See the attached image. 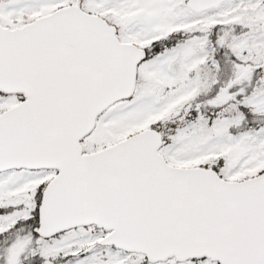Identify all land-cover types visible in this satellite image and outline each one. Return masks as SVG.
Listing matches in <instances>:
<instances>
[{"label": "snow or ice", "instance_id": "snow-or-ice-1", "mask_svg": "<svg viewBox=\"0 0 264 264\" xmlns=\"http://www.w3.org/2000/svg\"><path fill=\"white\" fill-rule=\"evenodd\" d=\"M0 264H264V0H0Z\"/></svg>", "mask_w": 264, "mask_h": 264}]
</instances>
